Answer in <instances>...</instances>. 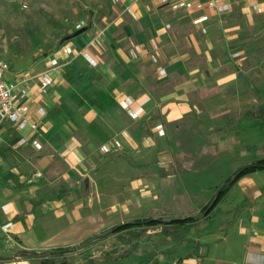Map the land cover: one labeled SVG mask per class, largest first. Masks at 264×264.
Here are the masks:
<instances>
[{"label": "crops", "instance_id": "0c3cea01", "mask_svg": "<svg viewBox=\"0 0 264 264\" xmlns=\"http://www.w3.org/2000/svg\"><path fill=\"white\" fill-rule=\"evenodd\" d=\"M148 1L150 7L136 11L133 3L106 40L91 43V27L52 53L9 64L8 80L30 73L26 97L15 95L38 125L0 122V264H41V257L20 251L78 245L132 219L193 215L240 166L232 145H240L238 125L264 115V0H224L230 9L223 13L171 11ZM200 13L209 19L193 24ZM153 41L157 62L146 55ZM40 73L52 80L45 91ZM252 174L184 234L142 227L137 239L108 234L63 258L68 264L131 257L133 264H261L264 181ZM87 246L89 260H78L74 254Z\"/></svg>", "mask_w": 264, "mask_h": 264}, {"label": "rangeland", "instance_id": "374dc122", "mask_svg": "<svg viewBox=\"0 0 264 264\" xmlns=\"http://www.w3.org/2000/svg\"><path fill=\"white\" fill-rule=\"evenodd\" d=\"M123 2L124 0L118 3L110 0H0V58L11 64L16 58L25 59L41 56L45 52L52 53L71 37L74 30L82 26L95 28L94 35L89 39L91 43L106 40L118 20L128 16L127 11L131 5L128 8ZM135 3L134 7L131 6L134 11L140 6L143 8L144 4L148 7L151 5L148 0H138ZM246 119L241 120L238 125L240 145H234L238 142L232 143L238 148L233 159V163L238 165L264 156V115ZM252 178L264 181V169L253 173ZM263 198L264 196L260 199ZM143 211L144 215H152L148 210ZM122 234L126 235L125 241L132 239L131 231H124ZM85 248L74 254L78 260H89L91 246ZM134 261L135 257H131L114 264H133Z\"/></svg>", "mask_w": 264, "mask_h": 264}, {"label": "built area", "instance_id": "2783aa9c", "mask_svg": "<svg viewBox=\"0 0 264 264\" xmlns=\"http://www.w3.org/2000/svg\"><path fill=\"white\" fill-rule=\"evenodd\" d=\"M112 3H118L123 0H110ZM138 0H128L130 2L126 7L129 8L130 5L135 3ZM157 2V4L166 7L171 11H183V12H195V11H204L206 9L213 10L216 13H223L230 9V3L224 0H153ZM254 9L256 6H253ZM209 19V16L206 13H200L196 17L192 19V23L199 25L203 22H206ZM170 23L165 24V28H169ZM201 31L206 32V28L201 26ZM158 49L159 45L157 42L153 41L149 50L146 52L148 59L151 62L158 61ZM130 54L134 57L139 56V53L135 49H130ZM83 56H85L91 65H96V62L90 58V56L84 52ZM9 64L6 60L0 58V122L7 120L10 123L14 124L18 129H24L26 126H29L33 130L36 129L38 123L30 119L29 116L25 113L24 107L19 103L20 100L16 97L15 92L18 91L21 98L26 97L28 93L27 81L30 76L26 74H30L28 70H23L20 72V77L18 79L8 80L6 78V74L9 71ZM159 76L165 74L164 68H159L157 70ZM38 77L43 83V91L46 90V86H48L52 80L46 73L38 74ZM124 104L126 106V112L132 118L136 117L137 114L132 110V99L129 97H125L123 99ZM45 113V109L43 107L37 108V114L42 116ZM26 142L25 138H20L18 140L19 144H24ZM31 143L38 149L41 148L40 142L33 138ZM260 263H264V260H260ZM171 264H177V261L174 260Z\"/></svg>", "mask_w": 264, "mask_h": 264}, {"label": "trees", "instance_id": "16d2710c", "mask_svg": "<svg viewBox=\"0 0 264 264\" xmlns=\"http://www.w3.org/2000/svg\"><path fill=\"white\" fill-rule=\"evenodd\" d=\"M88 27L82 26L71 34H79L83 29ZM264 169V157L254 159L250 162L244 163L238 166L230 175H228L221 184H219L210 198V200L202 206L195 215H187L183 217H174L170 216L169 218L162 217H142L132 219L127 222L115 224L98 234H94L85 238L78 245L65 246L53 248L51 250L43 251L40 254L35 252H27L25 250L20 251L21 254H30L31 256L41 257V264H68V260L64 259L63 255L65 253L75 251L81 248L85 243H88L92 240L101 239L108 234H116L124 231H131L132 238L137 239L140 235L139 228L142 227H152L160 225L162 227V233L168 236H175L177 232L184 234L192 224H194L198 219L210 215V212L226 197L229 190L234 186V184L245 175H250L256 171ZM62 257V260L58 263L54 260L55 257Z\"/></svg>", "mask_w": 264, "mask_h": 264}]
</instances>
